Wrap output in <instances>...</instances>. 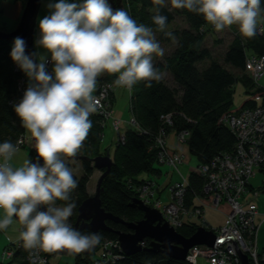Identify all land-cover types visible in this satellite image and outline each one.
Wrapping results in <instances>:
<instances>
[{
    "label": "clouds",
    "instance_id": "1",
    "mask_svg": "<svg viewBox=\"0 0 264 264\" xmlns=\"http://www.w3.org/2000/svg\"><path fill=\"white\" fill-rule=\"evenodd\" d=\"M171 7L202 15L217 32L237 25L242 36L264 34L258 18L264 12L261 0H170ZM153 23L159 31L167 26L160 14L165 0H153ZM50 14L39 21L36 44L50 53L52 74L47 60L39 63L26 54V42L16 37L10 52L12 60L31 83L15 112L22 126L35 140V161L25 159L20 166L11 161L19 151L10 141L0 143V230L13 224L23 226L20 239L26 249L45 252L68 250L81 253L100 242L98 233L82 234L69 223L75 203L69 201L78 187L72 170L63 157H75L87 139L90 116L102 110L97 79L114 75V86L129 91L139 81H159L163 73L153 65V54L163 56L164 49L153 29L138 24L123 8L113 9L108 0H58L47 5ZM203 30V29H202ZM166 36L173 37L171 32Z\"/></svg>",
    "mask_w": 264,
    "mask_h": 264
},
{
    "label": "trees",
    "instance_id": "2",
    "mask_svg": "<svg viewBox=\"0 0 264 264\" xmlns=\"http://www.w3.org/2000/svg\"><path fill=\"white\" fill-rule=\"evenodd\" d=\"M124 6L127 7L125 11L138 24L151 27L160 41L176 42L174 51L164 62L154 66L161 73H170L174 86L168 85L163 78L152 81L151 87L147 86L146 81H139L133 86L130 111L136 126L128 125L130 129L124 131V142L116 141L113 152L110 147L103 149L105 141L103 119L97 115L89 117L92 128L76 155L87 158L82 161L83 175L77 177L73 174L78 187L72 191L71 199L67 202L57 201V206L75 203L76 207L69 222L74 229L78 210L90 197L88 184L96 170L93 165L95 158L110 152L114 162L110 174L102 183L103 208L126 222L139 223L143 220L144 214L131 206L133 201L137 200L135 189L146 180L162 174L160 170L162 165L159 163L160 151L156 144L158 136L161 133H165L166 138L171 134L175 136L188 134L185 144L190 155L200 166L207 165L215 158L235 151L237 139L225 125L224 118L233 112L255 108L263 94V87L260 86V82L258 85L253 82L246 64L251 56L264 57V34L258 32L255 37L247 38L242 36L237 27L234 31L235 37L221 62L215 59L210 49L205 46L207 37L214 36L217 31L202 15L189 12L187 9L174 8L173 11L168 6H163L160 8V14L167 17V26L162 32L152 20L156 8L159 7L153 4V0H124ZM261 7L264 8V0H261ZM2 13L0 0V14ZM176 15H181L186 20L188 28L170 31L173 39L166 36L165 32L175 21ZM258 20L260 21L258 28L264 27V12ZM0 31L7 32L3 26L0 27ZM12 47L13 43L0 39V143L10 141L16 145L21 137H25V128L11 102L17 95L20 80L26 75L22 70L16 71L17 64L10 56ZM115 78L114 75L102 74L97 79V89L102 85L113 84ZM238 84H241L246 94L251 97L239 110L233 111L235 88ZM114 103L115 99L113 106ZM36 153L32 150L30 158L33 159ZM65 158L67 157H63L64 160ZM65 163L72 170L71 163L67 161ZM142 175H146V178H140ZM189 182L187 205L192 206L197 197L202 195L205 180L197 173L189 177ZM251 189L255 190L252 186ZM262 191L264 192V185ZM107 225L113 231L99 234L100 242L90 255L71 254L76 256V264H95L102 243L118 241V232H130L121 224L107 222ZM199 227L194 220L187 221L179 233L190 238ZM79 231L82 234H92L90 231ZM150 242L146 241L147 247ZM29 253L30 249L16 246L13 257L0 264H32L28 261ZM115 253L118 254L117 251ZM55 254L48 252L49 257ZM123 257L120 261H103L102 264H188L150 251H142L133 256L124 254Z\"/></svg>",
    "mask_w": 264,
    "mask_h": 264
},
{
    "label": "built area",
    "instance_id": "3",
    "mask_svg": "<svg viewBox=\"0 0 264 264\" xmlns=\"http://www.w3.org/2000/svg\"><path fill=\"white\" fill-rule=\"evenodd\" d=\"M51 64L52 61H48L46 67L49 74L53 72ZM246 67L253 82L258 85L264 77V57H249ZM20 70L17 65L16 71ZM30 83L26 77L20 80L17 95L11 102L14 107L22 100ZM119 89L128 90L113 84L102 85L98 88L94 95L100 97L101 93L104 94L101 99L103 108L91 116H100L103 119V128L107 127L108 121L114 119L112 129L117 133L116 141L123 143L125 138L124 134H120L121 122L114 118L115 109L113 106V99H116V92ZM258 102L255 108L233 112L224 118L225 125L236 136L235 151L219 156L207 165L199 166L198 175L204 178L205 183L202 195L197 197L192 206L187 205L189 179L185 178L178 170L183 161L182 157L179 153L168 148V138L165 133H161L156 140L157 148L160 151V165L172 168L174 172L177 170L180 180L168 186L169 202L162 201L164 189L154 178L148 179L136 187L137 200L159 211L164 222L178 233L184 228L187 221L198 217H203L206 221L205 213L208 209L221 211L223 205H227L230 210V213L226 214V226L219 229L207 228V230L213 231L218 238H221V241L213 248L205 245L193 247L188 252L185 261L188 264H199L200 259L204 260L205 264H242L239 251L249 257L250 264L264 263V253L259 254L258 249L260 226L256 225L259 210L255 201L260 197V193L251 189V180L257 175L258 169L264 165V88ZM131 119L129 125L136 126L135 120ZM187 136L188 134L184 133L177 135V143L185 144ZM27 141L26 137H21L17 141L16 145L19 150ZM0 162H2V158H0ZM142 245L147 247L146 242ZM14 246L22 247L23 241L20 239L16 245H10L8 249H5L2 254L3 261L13 257ZM116 251L118 254L115 253ZM44 253L45 251L39 248L30 249L28 261L32 264H46ZM124 254L119 240L106 241L101 245L95 264H102L103 261H120L124 258Z\"/></svg>",
    "mask_w": 264,
    "mask_h": 264
},
{
    "label": "rangeland",
    "instance_id": "4",
    "mask_svg": "<svg viewBox=\"0 0 264 264\" xmlns=\"http://www.w3.org/2000/svg\"><path fill=\"white\" fill-rule=\"evenodd\" d=\"M78 1V0H77ZM27 0H1V8L3 10V13L0 14V27L3 26L6 28L7 32H13L18 23L16 21L13 20V11H14V7L15 5H17L18 3L20 4L21 7V14L20 17L18 19V22L21 18V15L23 13L24 7L26 5ZM55 3L58 2V0H42L41 1V5L39 8V12H38V16H37V21H36V29H35V44H34V48H35V53L37 54V60L39 62V56L40 55H44L46 57L47 60V64L48 61H51V56L50 53H47L46 50H44L41 46H38L36 44V40L39 39L40 37V30H39V21L40 19H42L44 16L49 15L50 14V9H48L47 5L49 3ZM165 6H168L169 8H171V10L174 11V8L171 7V3L169 0H165ZM127 9V7H125V10ZM258 22H260L258 20ZM238 26L234 25V27H230V28H225L222 31L216 32L214 34V36L210 35L207 37L206 40V44L205 46L210 49V51L213 53V56L215 59H217L218 61L223 60V56L226 52V50L228 49V47L231 45L233 39H234V31L236 30ZM188 28V24L186 22V20L181 16V15H176L175 21L166 29L167 32L173 31V30H184ZM157 41L160 43L161 47L164 49V55L161 56H156L155 54H153V58H152V62L154 66L159 65L160 63H163L165 58L167 56H169L175 49L176 47V42H172V43H166V42H162L159 40L158 36L155 35ZM46 64V67H47ZM53 67L54 64L52 62L51 64V68L53 71ZM46 70L48 71V69L46 68ZM26 75V74H25ZM26 78L28 81L29 78L26 75ZM163 79L168 83V85L170 86H174L173 83V79L170 73H163ZM31 82V81H30ZM260 86L264 88V77L262 78V80L260 81ZM251 96L246 94V90L244 89V87L241 84H238L235 88V95H234V106H233V111H237L241 108V106L243 105V103L245 101H247ZM130 102H131V92L129 90H125V89H119L116 92V99H115V103H114V108H115V116L114 118L117 119L118 121L121 122V132L120 134H124V131L126 129H130L129 128V123L132 120V114L130 111ZM114 119H111L110 121L107 122V127L103 128L104 131V135H105V141H104V145H103V149H108L109 147L111 148V152L114 151V146L116 143V138H117V133L112 129V123H113ZM173 137V135H171ZM170 136V140H172L173 138ZM29 144V142L27 141V143H25L23 145V147L20 150V154L17 155V158L19 156H21L23 153H26L24 160L25 159H29V155L32 151L31 147H27ZM181 145L182 150L179 151H175L177 153L180 154V156L182 157V163L179 165L178 170L183 174V176L185 178H188L192 175V174H197L198 173V168H199V163L198 161L192 157L189 153V148L187 146V144H181L178 143V146ZM172 151V150H171ZM112 157V154H111ZM23 160V161H24ZM65 161L71 163L72 165V172L73 174H75L77 177H81L83 175V169H82V161H69L67 158H65ZM21 161H15L14 159L11 161V163L13 164V166H20L23 162ZM94 165V164H93ZM173 173L175 174V176H173V180L178 181L180 180V176L179 174H177V170L174 172V169L170 168ZM160 170L163 171V173L165 174L167 172V169L165 166H161ZM101 172L95 170L93 176L90 179V182L88 184V193L90 195V197L94 196L96 194V190H97V185L99 182V179L101 177ZM146 175H142L140 178H146ZM264 185V165H262L258 171H257V175L251 180V186L255 188L257 193H260V197L258 200H256V204L259 205V207L264 206V192L262 191V187ZM162 189H164L163 191L165 193H163L162 196V201L163 202H169V197H168V186H163L161 185ZM250 196H248L249 198ZM251 198V197H250ZM148 207V206H147ZM227 205H223L221 211L223 212V209L226 210V214L230 213ZM152 208V207H150ZM153 209V208H152ZM219 210H214V209H208L206 210V221H204L203 217H198L196 219H194V222L203 228H212V229H219L222 228L224 226H226L227 224V219H226V214H222L219 213L221 212ZM3 213V212H2ZM4 215V213H3ZM72 217V216H71ZM70 217V218H71ZM70 218H69V222H70ZM13 224L11 225V229H7L6 231H9V235L12 237V239H14V235L15 233H18L20 238V232L23 230V226L21 225L20 230H18V232H14L13 231V227H16L17 222L14 220L13 218ZM206 222V223H205ZM71 224V223H70ZM257 226L259 227V233H258V249H259V254H263L264 253V223L261 224V221H257L256 222ZM199 227V228H200ZM17 236V235H15ZM1 237V234H0ZM1 240V238H0ZM20 241V239H19ZM101 247V245H100ZM8 247H6L5 249H8ZM4 249V243L2 241H0V262L2 261V254L5 251ZM100 250V249H99ZM45 259L47 261L46 264H76V256L75 255H69V256H61L58 254L52 255L51 257L48 256V252H45ZM199 264H205V261L200 259L199 260Z\"/></svg>",
    "mask_w": 264,
    "mask_h": 264
},
{
    "label": "water",
    "instance_id": "5",
    "mask_svg": "<svg viewBox=\"0 0 264 264\" xmlns=\"http://www.w3.org/2000/svg\"><path fill=\"white\" fill-rule=\"evenodd\" d=\"M42 0H27L21 18L16 29L13 32L0 31V39L7 40L13 43L16 37H21L26 42V54L35 53V29L39 8ZM113 9L123 8L124 0H108ZM34 61L39 63L37 57H33ZM37 153L32 159L35 161ZM70 161H84L86 157H67ZM94 168L101 172L96 194L89 197L82 203L78 210V216L75 222L76 230H85L92 233L112 232V228L107 225V222L121 224L125 226L130 232H118V238L121 247L127 256H133L142 251H150L153 253H160L172 260L185 262L188 252L195 246H208L213 248L221 238L211 230L200 227L196 233L190 238L184 237L182 234L175 231L167 223L164 222L162 214L150 207H147L139 200H134L132 207L138 208L143 214L144 218L139 223H129L113 214L107 212L102 204V183L104 179L110 174L114 165L111 153L108 152L105 156L97 157L93 160ZM16 221L18 218L14 217ZM150 240L148 247H143V243ZM97 249V245L91 250L81 252L79 254L90 255L93 250ZM54 253L61 256H69L68 250H58ZM242 264H250L249 257L239 251Z\"/></svg>",
    "mask_w": 264,
    "mask_h": 264
},
{
    "label": "crops",
    "instance_id": "6",
    "mask_svg": "<svg viewBox=\"0 0 264 264\" xmlns=\"http://www.w3.org/2000/svg\"><path fill=\"white\" fill-rule=\"evenodd\" d=\"M21 7H20V4L18 3L17 5H15V7H14V11H13V20L14 21H16L17 23H18V19H19V17H20V14H21ZM115 106V105H114ZM115 109V108H114ZM25 137L28 139V142H29V144H28V146L27 147H31V149L32 150H34V151H36L35 150V140H34V138H32L31 137V135H30V133L28 132V130L27 129H25ZM171 135H173V137L171 136ZM170 136L173 138L172 140H170V136H169V138H168V148L170 149V150H172V151H181L182 150V148H181V145L180 146H178V143H177V141H176V136H175V134H171ZM21 150V149H20ZM20 150L16 153V155L13 157V159L15 160V161H21V162H23V160H24V157H25V155H26V153H23L21 156H19L18 158H17V155H19L20 154ZM181 153V152H180ZM31 154V153H30ZM26 158V157H25ZM29 158H30V155H29ZM30 160H32L31 158H30ZM20 162V163H21ZM13 165V164H12ZM166 169H167V172L164 174L163 173V171H162V174L160 175V176H158V177H154V179L160 184V185H163V186H168V185H171V184H173V183H175V180H173V176H175V174L173 173V171L170 169V168H168V167H166ZM254 188V187H253ZM255 189V188H254ZM259 199V198H258ZM257 199V200H258ZM256 202V201H255ZM257 206H258V210H259V215H258V217H257V219H256V222L259 220V221H261V224H263L264 223V206H261V207H259V205L257 204ZM228 208V207H227ZM228 210H229V208H228ZM230 211V210H229ZM3 211L2 210H0V219H2L3 218V213H2ZM223 212L224 213H222V211L221 212H219V213H222V214H226V210H224L223 209ZM206 214L207 213H205V220H206ZM226 216V215H225ZM15 220V219H14ZM16 221V220H15ZM17 222V225H16V227H13V231L14 232H18V230H20V227H21V225L19 224V222L18 221H16ZM11 225L7 228V229H11ZM6 229V230H7ZM218 229V228H217ZM6 230H0V234H1V240L0 241H2L3 243H4V249L6 248V247H8V246H10V245H16L18 242H19V239L20 238H18L19 237V235H18V233H15V235H17V236H15L14 235V239H12V237L9 235V231L7 232ZM3 261V260H2ZM1 261V262H2ZM0 262V263H1Z\"/></svg>",
    "mask_w": 264,
    "mask_h": 264
}]
</instances>
